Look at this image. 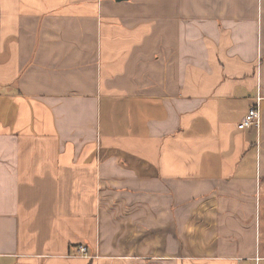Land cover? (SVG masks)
Wrapping results in <instances>:
<instances>
[{
    "label": "crops",
    "instance_id": "1",
    "mask_svg": "<svg viewBox=\"0 0 264 264\" xmlns=\"http://www.w3.org/2000/svg\"><path fill=\"white\" fill-rule=\"evenodd\" d=\"M0 264H264V0H0Z\"/></svg>",
    "mask_w": 264,
    "mask_h": 264
},
{
    "label": "built area",
    "instance_id": "2",
    "mask_svg": "<svg viewBox=\"0 0 264 264\" xmlns=\"http://www.w3.org/2000/svg\"><path fill=\"white\" fill-rule=\"evenodd\" d=\"M259 101H260V98L258 97L256 99L255 105L252 106L248 110L242 122L237 126L238 130H245L248 128H255V129L259 128V125H260V111H259V104H258ZM80 251L84 253L85 249L81 248Z\"/></svg>",
    "mask_w": 264,
    "mask_h": 264
},
{
    "label": "water",
    "instance_id": "3",
    "mask_svg": "<svg viewBox=\"0 0 264 264\" xmlns=\"http://www.w3.org/2000/svg\"><path fill=\"white\" fill-rule=\"evenodd\" d=\"M116 1H122V0H116Z\"/></svg>",
    "mask_w": 264,
    "mask_h": 264
}]
</instances>
